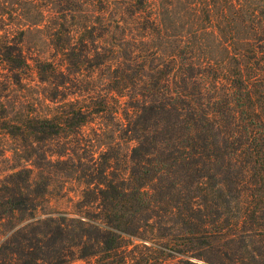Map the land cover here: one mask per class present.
<instances>
[{
  "label": "trees",
  "instance_id": "16d2710c",
  "mask_svg": "<svg viewBox=\"0 0 264 264\" xmlns=\"http://www.w3.org/2000/svg\"><path fill=\"white\" fill-rule=\"evenodd\" d=\"M127 3L101 62L116 54L117 91L132 107L129 176L111 173L107 161H83L72 147L50 150L44 159L85 186L75 213L41 215L52 212L44 209L51 170L17 152L0 168V264H264V0ZM130 24L141 34L127 32ZM5 64L10 78L28 61L0 33ZM110 96L98 106L78 98L67 114L27 126L0 124V141L27 130L78 135ZM7 160L0 149V163Z\"/></svg>",
  "mask_w": 264,
  "mask_h": 264
},
{
  "label": "rangeland",
  "instance_id": "374dc122",
  "mask_svg": "<svg viewBox=\"0 0 264 264\" xmlns=\"http://www.w3.org/2000/svg\"><path fill=\"white\" fill-rule=\"evenodd\" d=\"M128 1L0 0V33L11 42L19 43L28 61L18 70L17 77L13 73L9 78L12 73L6 64L0 69V124L11 122L27 126L33 124L34 118L67 114L76 107L78 98L85 104L98 106L104 92L112 93L108 109L93 112L86 123L78 126V135L51 138L40 131L39 137H34L27 130L19 135L6 134L0 141V149H6L10 157L7 162L0 163V168L13 162L18 152L21 156H33L51 170L52 184L44 209L52 212L41 215L75 213L81 208L85 186L81 180L67 176L68 169L62 172L63 169L58 168L65 167L63 163L52 166L44 159L50 150L65 151L72 147L83 161L92 157L107 161L111 173L129 176L131 148L135 141L124 128L125 115L132 107L127 102L129 97L117 91L113 76L116 54L108 52L109 65L101 62L104 46L114 47L118 36L116 15L125 9ZM126 16L133 21L131 14L126 13ZM127 26V32L141 34L134 29L137 24ZM222 26V36L226 37V22L222 21ZM176 31L174 27L171 29V32ZM207 35V39L212 38L210 33ZM154 44L165 53L176 52L175 45L162 38H154ZM72 126L67 125L74 128ZM259 218L264 220V216ZM5 229L6 225L0 227V230ZM135 242H142V239Z\"/></svg>",
  "mask_w": 264,
  "mask_h": 264
}]
</instances>
